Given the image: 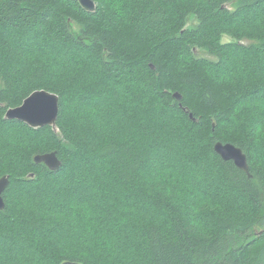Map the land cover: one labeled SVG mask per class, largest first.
<instances>
[{"label":"trees","instance_id":"trees-1","mask_svg":"<svg viewBox=\"0 0 264 264\" xmlns=\"http://www.w3.org/2000/svg\"><path fill=\"white\" fill-rule=\"evenodd\" d=\"M94 1L0 0V264H264V0Z\"/></svg>","mask_w":264,"mask_h":264},{"label":"water","instance_id":"water-1","mask_svg":"<svg viewBox=\"0 0 264 264\" xmlns=\"http://www.w3.org/2000/svg\"><path fill=\"white\" fill-rule=\"evenodd\" d=\"M83 8L88 11L95 10L96 3L94 0H78ZM177 99H181L180 93H175ZM33 97H43L45 102L42 104L29 103ZM181 105V104H180ZM186 111L187 109L184 108ZM59 113V96L47 90H36L27 96L23 102L16 107L9 108L6 117L9 119H17L27 123L31 127H43L51 125L56 127ZM192 119L193 114H189ZM215 151L225 161L232 160L236 166L246 171L249 176V164L246 153L233 143H223L218 141L214 146ZM36 163H44L51 171H57L62 166V161L58 157L57 151L37 154L34 157ZM10 185L9 175L0 178V210L6 207L4 194ZM63 264H78L77 262L65 261Z\"/></svg>","mask_w":264,"mask_h":264},{"label":"rangeland","instance_id":"rangeland-1","mask_svg":"<svg viewBox=\"0 0 264 264\" xmlns=\"http://www.w3.org/2000/svg\"><path fill=\"white\" fill-rule=\"evenodd\" d=\"M192 23H194V20L192 21ZM227 39L229 40L228 37L225 38V40H227ZM16 43H18V42H16ZM23 43H24V39H22L18 44L21 47H27V45L25 43L23 45ZM46 50H49L50 51V49H46ZM198 53H199V51H198ZM68 59H69L68 56L67 57L64 56V58L62 60H60V63L67 62V61H69ZM163 153L164 152H162V151H156V152H154L152 154V157L149 159V162L148 163L151 164V165H153V164H164V165L165 164H169V165H175L176 164L175 161H174V159L170 158V154H168V153H164L163 154ZM75 168L76 169H79V166L76 165Z\"/></svg>","mask_w":264,"mask_h":264},{"label":"snow or ice","instance_id":"snow-or-ice-1","mask_svg":"<svg viewBox=\"0 0 264 264\" xmlns=\"http://www.w3.org/2000/svg\"><path fill=\"white\" fill-rule=\"evenodd\" d=\"M45 100L43 97H33L31 101H29V103H35V104H42L44 103Z\"/></svg>","mask_w":264,"mask_h":264}]
</instances>
